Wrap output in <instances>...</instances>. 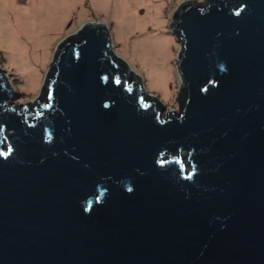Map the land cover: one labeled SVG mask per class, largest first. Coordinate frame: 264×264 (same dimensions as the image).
<instances>
[{"label":"water","instance_id":"1","mask_svg":"<svg viewBox=\"0 0 264 264\" xmlns=\"http://www.w3.org/2000/svg\"><path fill=\"white\" fill-rule=\"evenodd\" d=\"M165 34L166 117L99 19L35 106L0 69V264H264V0L183 1Z\"/></svg>","mask_w":264,"mask_h":264},{"label":"rangeland","instance_id":"2","mask_svg":"<svg viewBox=\"0 0 264 264\" xmlns=\"http://www.w3.org/2000/svg\"><path fill=\"white\" fill-rule=\"evenodd\" d=\"M10 1L14 4L13 16L16 19L18 17L21 21H24L25 18L20 16L23 12L21 13L20 11L26 12V9H31L29 6L31 0ZM47 1L49 3L48 5L38 8L36 11L35 9L33 10V16L37 19H43L48 10L51 11L55 5L61 4V2L57 1L63 0ZM183 1L187 0H145L143 4L136 5L133 7V11L140 16H144L150 11L156 12L155 8H158V12L156 13L158 24H148L143 30L130 32L127 37H125L126 40H124L117 37L115 29L117 20L113 14L117 0H104L103 3L106 4L107 7L103 10L99 9L98 6L96 7L92 0H73V2L69 4L72 13L63 21L62 27L60 29L53 27V29L43 30L46 32L43 34L41 33L39 38V40L43 41V44L40 45L37 40L38 44L34 45L31 50L27 49V52L21 53L18 51V45L25 41L24 37L26 36L21 34L17 42L9 44L10 32L7 22L10 13L6 5L9 0H0V69L3 71V74H5V79L13 88L14 94L11 99V105H14L15 102H33V106H35L44 79L54 65V53L61 40L68 34L76 32L83 23L99 19L108 25V31L114 43L113 51L126 60L128 65L141 76L142 83L144 84L143 91H145L147 95L148 92L152 93L161 100V105L164 107L162 115L166 117L169 115L170 111H172L173 105V93L168 87L169 78L166 84L171 94L168 95V92L165 91L166 88L151 84L152 79L147 68L136 55L130 51L124 50L123 43L128 41L130 44H133L142 37L154 35L158 40L157 42H160L161 47L165 49L164 58L159 62H163V65L172 69L174 61L165 32L167 25L171 24L173 21L174 12ZM82 4L85 7L86 13L82 11ZM56 9L57 7H55V10ZM62 14L63 12L58 16ZM29 62L31 64H29ZM21 63L25 65H21ZM26 65L30 66L26 67ZM147 95L146 99H148Z\"/></svg>","mask_w":264,"mask_h":264},{"label":"bare ground","instance_id":"3","mask_svg":"<svg viewBox=\"0 0 264 264\" xmlns=\"http://www.w3.org/2000/svg\"><path fill=\"white\" fill-rule=\"evenodd\" d=\"M92 1L94 2L95 6H98V8L101 10L107 7L106 4L103 3L104 0ZM144 1L145 0H117L113 16H115L117 20V26L115 29L118 38L126 40L125 37H127L130 32L143 30L148 24H158L156 17L158 8H155L156 12L150 11L144 16H140L133 11V7L138 4H143ZM57 2H61V4L55 5V7H57L56 10L54 7L51 11H47L43 19H37L35 16H33V10L35 9L36 11L38 8L46 6L49 3L47 0H31V3L29 4L31 9H26V12L20 11L21 13L23 12L20 14V16L25 18L24 21H21L18 17L16 19L13 16L14 4L9 0V2L6 3L10 13L7 22L10 32L9 44L17 42L21 34L26 36L24 37L25 41L19 43L18 45V51L21 53L31 50L34 45L38 44L37 40L39 41L40 45L43 44V41L39 40L41 33L43 34L46 32L43 30L53 29V27L60 29L63 25V21L67 19L72 13V9L69 4L70 2H73V0H63ZM82 11L86 13L83 4ZM61 12H63V16H58ZM148 36L149 37H142L138 39L133 44L125 41L123 43L124 50L130 51L136 55L150 73L152 79L151 84L166 88L165 91L168 92L169 95L171 92L168 90L166 82L169 78L171 69L163 65V62H159L164 58L165 49L161 47L160 42H157L158 40L154 35ZM29 64L31 63L29 62ZM21 65L25 64L21 63ZM29 66L30 65H26V67Z\"/></svg>","mask_w":264,"mask_h":264}]
</instances>
